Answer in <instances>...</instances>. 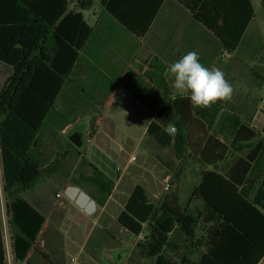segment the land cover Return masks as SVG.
<instances>
[{
	"label": "trees",
	"instance_id": "obj_1",
	"mask_svg": "<svg viewBox=\"0 0 264 264\" xmlns=\"http://www.w3.org/2000/svg\"><path fill=\"white\" fill-rule=\"evenodd\" d=\"M179 1L198 22L214 32L229 52L238 48L255 16L251 0ZM262 5L264 8V0ZM66 12V5L48 4L46 0H0V61L13 67L12 76L0 92V155L13 251L18 264L28 261L32 251H38L37 242L47 221L46 216L21 193L33 189L45 172L59 170L66 157L67 150L52 164L43 167L37 150L46 123L57 115L64 117L56 108V102L81 57L80 50L92 33L82 14L69 13L57 25ZM122 22L144 37L153 19H122ZM72 27L76 33L75 42L63 30ZM49 39L54 43L51 49L44 44ZM63 40L74 46L71 54L62 49L60 41ZM143 104L153 115L147 137L162 148H174L179 160L191 148L207 165L216 166L231 150H239L255 139L259 141L248 158L243 159V164L231 169L227 175L214 170L205 172L203 183L191 196V200H201V210H189V202L181 208L174 196H171L174 203L167 197V201L157 207L146 188L138 185L118 217L121 226L140 236L145 225H149L152 230L145 239H152L157 244L156 252H148L156 258L155 264H258L264 256V184L254 200L240 188L263 151L264 126L258 131L235 117L239 125L230 145L214 134L206 133L204 147L201 149L200 141L196 150L190 143L189 122L192 114L197 112L200 116L201 113L189 111L188 95L161 107L157 103ZM69 123L64 120L65 126ZM172 127L177 129L174 135L170 132ZM87 162L82 159L83 165ZM91 166V177L80 175L73 182L83 188L89 184L90 197L104 208L113 194L115 181L95 165ZM240 173L241 177L237 179ZM210 177H217L222 183L220 187L213 188ZM173 223L182 242L171 237L173 230L161 229L162 225ZM166 248L178 252L179 259L169 257ZM184 249L186 251H182ZM39 256L48 259L43 253ZM0 264H7L1 217Z\"/></svg>",
	"mask_w": 264,
	"mask_h": 264
},
{
	"label": "rangeland",
	"instance_id": "obj_2",
	"mask_svg": "<svg viewBox=\"0 0 264 264\" xmlns=\"http://www.w3.org/2000/svg\"><path fill=\"white\" fill-rule=\"evenodd\" d=\"M253 2L256 6L257 20H260L263 11L260 0H253ZM185 11L182 10L180 13L185 15ZM180 16L177 15L176 19H172L176 23L173 26H177L176 37L173 39L178 43L177 50L181 54L179 58L187 53L182 46L189 44L190 30L188 28L191 25L189 19L184 17L179 19ZM156 36L150 34L146 37L142 52L146 46L157 40ZM158 38L161 40L163 37ZM249 39L250 36L247 35L242 47L249 42ZM211 44L219 43L215 39V41H211ZM256 48L260 49V44ZM170 62L175 61L172 59ZM220 70L225 73L234 92L230 101L217 102L208 108L212 131L221 138L230 140L238 124L235 117L239 118L240 116L245 119L250 116V119L254 120L255 126L262 128L264 126V69L242 67L239 75L242 88L239 93L236 88L237 76L236 79H233L230 70ZM168 79L173 95H182L173 88L174 78L170 74H168ZM116 99L120 109L102 111L104 119L107 120L102 127L100 126V131L104 134L107 129L110 130L107 133H111L112 138L109 142L110 145L107 144L109 148L102 147L99 140L94 139L92 135L97 123L102 118L101 111H64V117L61 119L71 121L73 127L69 134H61L58 141L53 144L50 143L55 141V139L51 140L55 132L52 131L51 126H49L51 129L47 128L45 136L48 144L44 151L46 156L44 166L50 165L57 154L63 153L68 145L70 150L87 155L93 164L114 179L116 187L113 197L105 208L98 207L94 212H90L91 215L88 216L89 220L86 223L82 222V219H78L69 203L65 201V196L63 195V198L59 193L62 192L61 189L56 185V183L62 184L64 181L71 182L78 179L80 175L91 176L93 174L92 168L79 165V155L73 152L57 176L45 172V177L40 179L33 189L22 192L21 196L30 202H37L39 209L47 217L45 227L37 242L38 251L31 252L29 260L26 261L28 264H50L48 261L54 262V264H155L156 258L153 255L149 256L148 252H156L157 244L152 239H145L146 235H150L152 229L146 224L143 234L134 235L121 226L118 221L119 215L125 209L133 190L138 185L146 188L151 201L157 207L167 201V197L171 203H174L171 196L176 198L175 202L181 208L187 206L193 188L199 180L200 172L193 169L194 164L189 161L187 154L182 160H179L174 148H162L151 138H145L151 117L147 111L133 102L128 94L121 92ZM75 133L81 134L82 147H77L70 141V137ZM88 139H91L90 143ZM143 148H145V152H142ZM142 153L144 154L142 155ZM131 158H133V162L129 163ZM199 167L205 169L200 163ZM254 179L255 177L250 181V186L253 185ZM88 185L85 189L87 191ZM38 189L50 190L51 195L37 197L35 193ZM7 203L0 155V217L5 248L10 250L12 230L9 224ZM80 206L83 210H87L84 204ZM157 222L159 220L156 221V226H158ZM175 225L174 223L162 225L161 229L167 227L169 231L173 230L170 234L171 237L182 242V237L175 229ZM64 242L68 244L66 250H64ZM166 251L172 259H179L178 252L175 250L166 248ZM182 251H186V249ZM125 252L127 255L121 260ZM41 253L48 257V261L39 256ZM73 259L75 260L73 261ZM7 264L18 263L12 256L11 259L8 257Z\"/></svg>",
	"mask_w": 264,
	"mask_h": 264
},
{
	"label": "crops",
	"instance_id": "obj_3",
	"mask_svg": "<svg viewBox=\"0 0 264 264\" xmlns=\"http://www.w3.org/2000/svg\"><path fill=\"white\" fill-rule=\"evenodd\" d=\"M29 1L31 2V0ZM251 1L255 9V16L250 22L238 48L234 52H229L214 32L203 23L198 22L179 0H164L163 3L162 0H46L48 4L61 3V5L67 6V12L57 22V25H59L69 13H73L82 14L86 23L92 28L89 40L80 50L81 57L75 63L74 70L67 80V84L61 95L57 99L56 108L63 114L64 111H101L102 118L97 123L95 132L92 135L94 139L97 138L99 140L102 147L109 148L107 144L110 145L109 142L112 138L111 133H107L110 132V130L107 129L104 134L100 131V128L107 120L104 119L105 116L102 111L120 109L116 97L119 96L121 92L128 94L133 102L137 103L144 111H147L151 117V122L153 120V115L143 102L147 104L157 103V105L161 107L180 96H187L188 94H182L180 96L173 95L171 83L168 79L169 73L167 72V68L171 64L170 61H172V59L177 61L181 55L177 50L179 48L177 46L178 43L173 39V37H176L175 32L177 26H173V24L176 23L172 19H176L177 15H181L180 18L178 17L179 19L183 17L189 19V24H191L188 28V30H190L189 44L182 46V48L187 52H197L200 56V62L206 67L210 68L215 66L219 69L230 70L229 72L232 73L233 79H236L237 76L236 88L239 93L242 88V83L239 78L242 67L249 69L259 67L264 69V8L262 0H260L263 11L260 20H257L256 6L253 0ZM182 10H186L185 15L180 13ZM122 19L139 21L153 19V22L145 36L140 37L122 22ZM63 30L66 32L67 37L72 38L74 42L76 41L74 27ZM150 34L157 35V40L149 44V46H146L142 52L141 50L145 45V39ZM247 35L250 36L249 42L242 47L243 41ZM167 36L169 37L167 38ZM158 37L163 38L160 40ZM215 39L219 44H211V41H215ZM60 43L63 46L62 49L71 54V49L74 46L72 47V44L65 40L60 41ZM44 44L46 48L48 47L50 49L54 46L51 39L45 41ZM258 44H260V49L256 48ZM249 48L251 49L250 51ZM65 60L69 59L66 58ZM66 65L67 63H65V66ZM12 74L13 67L0 61V92ZM208 108H193L191 106L189 109V111H198L201 113L200 116L197 112L192 114L189 122V131L191 132L190 143L196 150L197 146L200 145V141L201 149L204 147L207 136L210 134H214L218 139L226 143V145H230L233 140V136L230 140H225L212 131ZM239 118L241 122L249 123L251 127L258 131H261L263 128V126L262 128H257L253 122L254 120L250 119V116L247 119L241 116ZM91 125L92 123L90 127ZM238 125L239 124H237V127ZM49 126H51L53 129L52 131L55 132L51 138V140L55 139V141H51L50 143L53 144L58 141L61 134H69L73 127V123L70 121V123L65 126L64 121H62L61 117L58 115L51 118L46 123L37 150L38 157L43 167L47 166L43 164L46 159L44 151L48 144L45 133ZM206 133L209 134L206 135ZM145 138H147V132ZM145 138L142 140V146ZM88 140L91 142V139ZM258 141L259 139H255L250 143L244 144L239 150H231L230 153L224 157L223 161H219L216 166L207 165L199 155L194 154L193 151H191L192 149L189 148V152H187L189 161L194 164L193 169L200 172L199 180L193 188L192 194L194 190L203 183L205 172L214 170L223 176L227 175L231 169H235L237 166L243 164V159L248 158L249 153ZM66 150L68 152L59 170L48 173L57 176L64 164L69 160V155L73 152L79 155L80 166H88L93 169L91 165L95 164L88 159L87 155H83L79 151L70 150L68 145ZM66 150H64L63 153H65ZM142 152H145V148H143ZM63 153H58L56 158ZM143 154L144 153H142V155ZM83 158L88 161L86 165L82 164ZM132 162L133 158L129 160V163ZM199 163L202 164L205 169L200 168ZM102 171L111 178L104 170ZM240 175L241 173L237 175V179L241 177ZM44 177L45 173L41 180ZM254 177L253 185L250 186V181ZM210 178V180L214 182L213 188L220 187L222 183L217 177ZM263 184L264 148L260 156H258L254 162L251 172L248 174L240 190L249 199L254 200ZM56 185L61 189L62 192L59 193H61L62 197L63 195L65 196V201L69 203L75 216L78 217V219H82V222L86 223L87 220H89L88 216L91 215L90 212L92 213L100 207L90 197L89 192L85 190L86 188L75 184L73 181H64L62 184L56 183ZM206 186L209 190L210 185L207 184ZM114 193L115 188L110 199L113 197ZM35 194L37 197L51 195L50 190L44 189H38ZM30 203L43 213L39 209L37 202ZM81 204H84L87 210H83L80 206ZM197 209H202L201 200H191L190 197L189 210L195 211ZM73 242L74 241H72V243ZM67 247L68 244L64 242V250H66ZM258 264H264V256Z\"/></svg>",
	"mask_w": 264,
	"mask_h": 264
},
{
	"label": "clouds",
	"instance_id": "obj_4",
	"mask_svg": "<svg viewBox=\"0 0 264 264\" xmlns=\"http://www.w3.org/2000/svg\"><path fill=\"white\" fill-rule=\"evenodd\" d=\"M167 72L174 78L173 88L181 94H188L193 108H208L232 99L234 89L225 73L215 66L206 67L195 51H188L171 63Z\"/></svg>",
	"mask_w": 264,
	"mask_h": 264
},
{
	"label": "water",
	"instance_id": "obj_5",
	"mask_svg": "<svg viewBox=\"0 0 264 264\" xmlns=\"http://www.w3.org/2000/svg\"><path fill=\"white\" fill-rule=\"evenodd\" d=\"M70 141L73 142L77 147H82V145H83V140H82V136L80 133H75L74 135H72L70 137ZM125 255H127L126 252L121 257V260L124 258Z\"/></svg>",
	"mask_w": 264,
	"mask_h": 264
},
{
	"label": "built area",
	"instance_id": "obj_6",
	"mask_svg": "<svg viewBox=\"0 0 264 264\" xmlns=\"http://www.w3.org/2000/svg\"><path fill=\"white\" fill-rule=\"evenodd\" d=\"M170 132H171L172 134H175V133L177 132L176 127H172V128L170 129ZM88 142H90V140H88ZM167 190H168V188H167ZM5 250H6V258H7V261H8V257L11 259L12 256H13V258L15 259L14 251H13V244H11V246H10V250H9V249H6V248H5ZM74 260H75V259H73V261H74ZM21 264H28V263H27V262H24V263H21Z\"/></svg>",
	"mask_w": 264,
	"mask_h": 264
}]
</instances>
